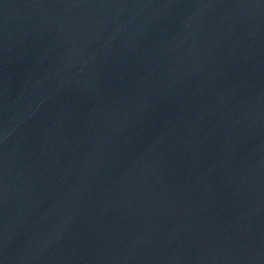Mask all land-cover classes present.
Here are the masks:
<instances>
[{"label": "water", "instance_id": "obj_1", "mask_svg": "<svg viewBox=\"0 0 264 264\" xmlns=\"http://www.w3.org/2000/svg\"><path fill=\"white\" fill-rule=\"evenodd\" d=\"M0 264H264V0H0Z\"/></svg>", "mask_w": 264, "mask_h": 264}]
</instances>
